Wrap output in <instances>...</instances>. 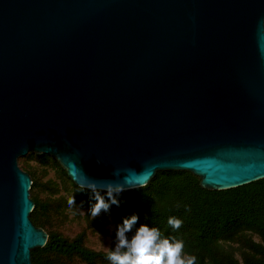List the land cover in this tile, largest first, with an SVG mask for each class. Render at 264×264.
Masks as SVG:
<instances>
[{
    "label": "water",
    "instance_id": "obj_1",
    "mask_svg": "<svg viewBox=\"0 0 264 264\" xmlns=\"http://www.w3.org/2000/svg\"><path fill=\"white\" fill-rule=\"evenodd\" d=\"M30 152L80 189L264 179V0H0V264L46 242Z\"/></svg>",
    "mask_w": 264,
    "mask_h": 264
},
{
    "label": "trees",
    "instance_id": "obj_2",
    "mask_svg": "<svg viewBox=\"0 0 264 264\" xmlns=\"http://www.w3.org/2000/svg\"><path fill=\"white\" fill-rule=\"evenodd\" d=\"M35 157L40 168L57 165L47 155ZM21 170L31 181L29 198L33 208L28 218L47 236L43 247L30 251L31 264H68L73 260L82 264H111L107 259L109 250L94 251L85 246L86 232L104 237L108 224L116 231L123 219L133 214L139 219L127 234L129 239L141 224H146L158 228L163 238L182 240L183 253L195 256L196 264H264V179L233 189L208 191L201 189L199 179L190 173L160 171L145 186L123 191L118 197L119 207L112 205L109 212L93 219V194L75 187L63 171V184L70 188L67 199L52 198L59 191L55 183L42 184L32 169ZM40 192L47 196L41 197ZM101 195L107 198L105 192ZM72 196L75 205L69 204ZM74 209H86L87 214L83 217V229L69 238L59 227L67 220V211ZM170 217L182 220V227L174 230L168 224ZM235 251L239 261L234 257Z\"/></svg>",
    "mask_w": 264,
    "mask_h": 264
},
{
    "label": "clouds",
    "instance_id": "obj_3",
    "mask_svg": "<svg viewBox=\"0 0 264 264\" xmlns=\"http://www.w3.org/2000/svg\"><path fill=\"white\" fill-rule=\"evenodd\" d=\"M97 163H102L97 160ZM119 174V170L116 171ZM87 189L93 194L95 203L90 207V215L93 219L102 212H109L112 205L120 206L118 197L125 190L123 185L107 183L103 189L97 187L95 182L88 183ZM105 192V195L101 193ZM70 205H75L74 196L69 200ZM190 211V209H188ZM139 217L135 214L123 219V223L117 226L116 243L113 249L107 254L111 264H196L195 256H188L183 253L184 242L163 238L160 230L156 227H149L141 224L135 234L129 239L128 233L132 231ZM182 220L170 217L168 224L175 230L182 227ZM99 235V234H98Z\"/></svg>",
    "mask_w": 264,
    "mask_h": 264
},
{
    "label": "rangeland",
    "instance_id": "obj_4",
    "mask_svg": "<svg viewBox=\"0 0 264 264\" xmlns=\"http://www.w3.org/2000/svg\"><path fill=\"white\" fill-rule=\"evenodd\" d=\"M28 155H32V158H26ZM36 155L37 154L30 152L27 153L24 157L19 158L17 160L18 167L20 169L21 168L24 169V167L30 170L32 169L34 173L38 176L40 183L42 184H44L47 181H51L55 183L59 191L58 193L53 195L52 198L63 196L65 199H67L69 196L70 188L69 186L63 184V182H66V180L61 173L63 171L61 166L57 163L54 157H51V159L57 165L55 166L54 164H51L48 167L40 168L37 159L35 157ZM66 179L69 181L67 177ZM39 195L41 197L47 196V194L43 192H40ZM67 213H68L67 220L59 227V230L63 233L64 236L71 238L76 233L80 232L83 229L84 227L83 217L87 213H86V209H74V211L68 210ZM106 229L108 231L107 232L108 234L104 237H102L100 234L98 235V233L96 232L87 231L85 246L94 251H102V252H107L108 250L113 249L116 243V231H114L112 224H108L106 226ZM233 247H236V245H233ZM234 257L239 261V256L237 251L234 252ZM68 264H82V263H80L77 260H73Z\"/></svg>",
    "mask_w": 264,
    "mask_h": 264
}]
</instances>
